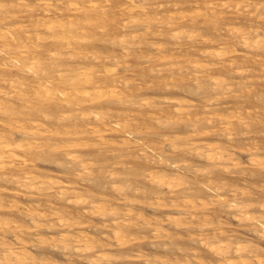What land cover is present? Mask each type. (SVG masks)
Returning <instances> with one entry per match:
<instances>
[{
  "label": "rangeland",
  "instance_id": "obj_1",
  "mask_svg": "<svg viewBox=\"0 0 264 264\" xmlns=\"http://www.w3.org/2000/svg\"><path fill=\"white\" fill-rule=\"evenodd\" d=\"M1 1L2 0H0V7H3L4 9H1L2 12L0 13L1 16L0 18H2L3 17L2 15L4 14L7 20H5L6 22L4 21L3 23V21L0 19L1 20L0 30H2L3 32L5 31L4 33L6 34L8 33V31H15V29L20 30L22 27L31 28L33 24V22H31L32 20L41 19L40 14L42 12L41 10L44 9V6H42L43 8L41 7L43 3L40 0L39 1L27 0L24 5H20L19 0H13V1L4 0L2 2ZM14 1L17 6H15V4H12V2L14 3ZM63 1L64 0L61 1L52 0L51 4L53 3L52 6L54 8L60 7L53 9L55 11L58 9V13L61 12V15L63 14L65 17L64 18L58 17L57 15L59 14L58 13L54 14L55 13L54 11L50 13L49 16L50 19H44L42 23L43 22L51 23L59 20L70 21V19L77 22L78 20V22L84 23V25H86L85 27H88L89 30H91L90 31L91 33L88 34L89 37L87 39V42H85L86 47L82 49L79 56L75 60L48 59L50 60L47 61L48 63L51 64L53 63L52 64V69L54 70L53 74L56 75L57 74L56 71L59 69H68L71 66H78V65L79 67L85 66L84 67L85 69L88 68L96 72H100L102 73L101 76H108L109 74H111L108 77L112 76L116 79V84H115L117 87L116 93H118L120 97L122 96L124 97L125 103H119L114 101V97L110 95V97H108L107 99L100 100V102L96 103V105L92 104L94 105V107L92 105L91 106L87 105L88 103L86 104V106L83 104L82 109H79L78 110L79 112L76 111L73 114L74 117L76 118L78 117V122H80L82 126L88 125L87 123L92 122L93 126L88 127V129H90L91 127L95 128L97 126L101 130L105 129L104 131L107 132V133L105 132L104 137L103 136L91 137L89 139L91 140L89 143L90 146L84 147V149L83 148L69 149L70 152H73L74 154L78 150L76 155H78V153L81 152L78 156L84 158L85 160L86 159L89 161L92 160L93 169L91 168L92 167L91 166L90 174L84 173L83 176L81 177L76 175V173L78 172L77 170L78 167H76V165L78 164L74 163V161L72 160H68V155L65 156L66 154H64L63 149L61 151L59 150L54 151L53 148H47L46 151L48 153L45 154L44 152L46 151H44L42 155L45 156L38 158L39 161L36 159L37 161H35V163L37 165L38 172H42L40 170L41 168L44 172L48 171L52 173L53 176L56 177V179L58 178V180H60L61 182L70 185L72 184L71 185L72 187L74 188L77 187L82 191H84V194L89 196L90 200L92 199V197H94L93 198L94 201L95 200L103 201L104 198L105 199L108 198L106 200L108 201L107 202L108 205H110L111 208H115L113 206H116V210L119 212L120 215L118 214L116 216L110 215L111 217L103 216L106 217L105 219L103 217L100 218V216H94L90 212V206L85 208V206L77 207L78 205H74L73 203H70L71 204L70 205L69 202L67 203V201H64L60 199L58 196H56L54 192L50 193L51 196L48 195L47 192L46 193L44 192L45 193L44 195L43 193H37L36 191L34 192L27 190L21 186L16 185V183L14 184V182L12 183L11 181L8 180L5 181L0 179V193L4 203H6L9 206L18 205L20 206V210L21 209L23 210L25 207L32 206V204L44 206L46 208H48L50 205L54 206L55 204V207L59 206L64 210L67 211L70 210L69 212L72 214L71 217L73 218L80 216V219L83 220L84 222L83 224L84 226H81L82 227L81 229L84 230V233L85 231H87L86 233L90 237L93 236L94 238L96 237L100 240H102L103 238L104 242H106L105 240L108 239V236L111 233V231H109L108 233L109 230L108 227L113 225L116 219L117 220L121 219L120 221H122L123 219H128V216L126 215L131 210L133 214H132V218L129 219V221L134 220L132 222L134 224L136 223V225L138 226L137 228L131 227L128 228L129 230H127L128 231L127 236H129L128 239L131 240L130 241L131 243L129 242L128 245L129 247H127L126 249H118L119 247L117 246V242L115 240L110 239L109 243L111 244V246H108V248L105 247L106 249H104V251L108 255L111 254L113 255L114 253L116 255L121 253V251L122 253H124L123 250L127 254L133 256L135 255L138 256V254H143L146 256V258L148 257V259H151L150 260L151 263L149 264H153L154 262H155L154 264H157L158 262H159L158 264H168V263L177 264L179 262L182 264H186L187 261H190V259L191 261H193L198 256L200 260L203 261V264L205 262H206L205 264H218L217 262L219 258L216 257L213 253L209 252V250L199 240L200 237L206 238L208 236L213 235V233H217L221 230L224 231L226 230L225 231L226 236L227 235L233 236L234 237L233 239L236 241V244L238 241H241L242 244L247 243L246 245H251L254 247L258 246L261 248V251H264V246H263L264 238H261L263 236L261 232L259 234L260 237H258L259 229L261 227V224L259 223L262 222L264 223V199H263L264 198V156H263L264 155V132H263L264 131V124H263L264 123V102H263L264 101V68H263L264 50H262L263 48L257 50L256 48L254 50L249 47L246 48L242 44V42H240L241 38L236 37V35L233 34L232 32L233 30H237V31H248L252 33L253 32L252 30H254L256 27L258 29L261 28V30L264 32V16H263L264 0H227V1L226 0H204V1L203 0H169V1L168 0H147V1L146 0L144 1L143 0H139V1L110 0L109 3H107L108 4L107 7L109 9L105 8V11L107 10L106 14L101 13L102 15H100L99 13H91L89 14L88 17L84 16V14H81L77 17L71 14L72 12H69L66 9V7L70 9L68 4L66 3L67 0L64 1V3ZM210 2L213 3L212 7L214 11H216L213 12L219 15L217 19L214 18L215 19L214 21L213 18L211 17L212 13H209L212 11L211 8L209 7L211 5ZM258 6H260V9ZM131 7H138L142 11L140 13L138 12L139 14L137 12L132 14H129L128 12L123 13L124 8L128 9ZM257 7H258L257 10H261V11L258 12L256 10ZM38 11L40 12L38 13ZM5 12H9L10 15L7 13H6L7 15H5ZM185 12L190 14L187 15L185 14ZM193 12L196 14H194ZM205 12L207 13V15L205 16H208L209 20L207 18H203L201 15L197 16V13L205 14ZM141 13L148 15H142ZM12 14L14 16H11ZM253 14L255 15L253 16ZM257 14H261V15L257 16ZM34 15L37 17H35ZM98 15H100L101 19H98L99 18ZM128 17L132 19H129ZM8 19L11 20L9 21ZM210 19L212 21H210ZM86 20H88L89 22ZM133 20H137V21L134 22ZM165 20L166 23H164L163 25V23L161 22H164ZM132 22L137 23V25L134 23L132 24ZM17 23H19L20 26L21 25L22 26L18 27L19 24L17 25ZM22 23H24V25ZM123 23L128 24L125 25L127 26L125 28H127L129 32H127L128 30L123 27L124 25ZM2 24L5 25L3 26ZM100 24H102L103 26ZM104 25H109L110 27L107 26L106 29ZM116 25L120 28H118ZM214 26L215 29H213ZM99 29L102 30L100 31ZM144 32L145 34H143ZM123 35H125V37H123ZM175 35H177V38H175ZM108 36H110L109 37L110 39L108 38ZM134 36H136V38H134ZM141 36L145 38H142ZM113 37L114 39H112ZM126 37L128 44H122L121 39L124 38L126 39ZM8 38H9V33L5 39ZM141 38L142 40L143 39L144 40L141 41ZM235 41L239 43H236ZM119 44L121 45L119 46ZM127 45L128 48L126 47ZM2 46H3V40L0 39V49ZM48 47L52 49L51 46ZM48 47L47 49L49 50ZM159 47H161V50ZM224 47L230 51L231 49L232 51L235 50L236 51V52L234 51L235 54H233L234 53L233 52L232 54H229L226 58L223 59L222 58L217 59L216 57L214 58V56L213 58H210L211 56L210 57L207 56L205 58L204 56H202V52H205L207 50L215 51L217 49ZM125 51L128 52L126 53ZM128 53H130L131 56ZM1 55L4 54L0 53V61L4 62V60H1V57H3ZM192 56H194V58L199 60L201 65H203L206 68L204 67L202 68L201 65L196 67L195 64L187 63L186 60L189 58H193ZM174 61L177 62L174 63ZM9 68L4 69V71L0 69V72L1 71L4 72L5 77L6 78L8 77L7 78L8 80L10 78L12 80H15L14 79L16 77L15 75L18 74L19 75L22 74L21 76L27 79L28 78L35 79V76L43 75L39 71V69L41 70L42 67L41 66L34 67L35 68L34 69L32 67V64L27 65L22 71H18V74L16 73L17 72L16 70L14 71L11 68L10 69ZM29 68H32L34 71H36V73L34 71L29 72ZM239 69L241 70L242 73L239 71ZM238 71L240 74L238 73ZM11 72L14 73L11 74ZM106 72H109L108 75ZM9 74H11L12 77ZM216 78L218 80L221 79L225 80L224 82H226L228 87L231 88L227 87L229 90L226 88V90H224L225 92L224 91L217 92L214 89L215 86H213L214 79ZM9 85L11 86L12 84L10 82L1 83V87H3L4 89L6 87L10 88ZM9 88L7 89L8 91ZM179 98L183 99L185 103L194 104L195 106H197V108L191 110L192 112L190 111L191 117L187 112L183 114L184 117L182 118L178 117V114L176 112L177 107L171 103L173 102V100ZM130 100H132V102H130ZM207 104L209 106H207ZM95 111L109 113L108 116L110 117L107 116V119H104L103 122L100 124V122L95 121V118H93L94 115L92 113H94ZM193 112H195V115L196 114L198 115L195 116ZM54 116L52 117L53 121L49 122V124L52 126V128H49V130L53 132H55L56 129H59L56 127L62 123V122H57V118L56 117L54 118ZM84 117H86V119ZM227 117L228 119L231 118L230 122H232L230 123L228 129H226L225 126ZM14 119H16V117ZM126 119L127 122H130L132 125H136V127L134 126L131 134L129 133L124 134V132H120V131L111 132L110 134L108 130L117 129L116 128L117 124H121V123L125 124ZM193 120H196L197 122ZM195 122L198 124H196ZM63 123H65L67 126L71 125V121L63 122ZM223 128L225 131L223 130ZM70 130H72V128H70ZM11 138L15 140H21L19 134L18 135L14 134L13 136L11 135ZM53 138L54 139L50 141L51 143L50 146L58 143L63 145L64 143L65 144L67 142L71 143L73 141L72 139H68L66 141L65 139L61 140L62 137L59 136L58 137L54 136ZM125 139H128V141L130 140V142L129 145L123 146L122 142ZM102 140L107 144H103ZM168 140L170 142H168ZM172 140L174 141L173 142L174 145L173 143H171ZM195 142L196 144L200 143L204 145L210 144V146L214 145V147L216 146L222 147L224 145L223 148H227V150L231 153L232 160L211 162L206 160V158L195 156L196 153L192 151L195 150V146H194ZM93 144L96 145V147H93L94 146ZM190 148L192 150H190ZM252 149L253 151H251ZM69 150H67V152ZM49 151L51 153L53 152L54 154L53 153L51 154ZM254 151L257 153V156L255 155L256 153L254 154ZM21 155L25 156L24 152H22ZM52 155L54 156V158ZM51 158L53 160L55 159V161L51 160ZM56 158L59 163L56 162ZM27 159H29V157H27ZM43 159H45L46 161H43ZM48 159H50L51 161ZM78 169H81V167ZM75 170L77 171L75 172ZM92 170L93 171L95 170V172H93ZM170 173L171 175H169ZM91 174L94 175L95 178ZM112 174L115 175L114 178L118 177V180L112 178L111 177ZM85 175H87L88 177L90 175L91 180H89L88 177H84ZM158 175L159 176L168 175L169 177L171 176L174 178L177 177L178 179H176L175 181L177 182L176 185L177 184L178 185L174 189L175 191L170 193V191L167 189L166 186L160 185V183L157 182L158 179L155 180L154 178L155 176ZM92 179L93 180L96 179V180L93 182ZM125 180L127 182H125ZM118 181L120 183H117ZM117 185H120L122 190H118L120 187ZM191 190H193V192ZM242 191L247 195L244 196ZM173 194L176 195L173 196ZM186 195L196 200L197 202L196 210L191 207H188L187 209V207L184 205V202L182 201L181 198H184ZM32 196H34L35 201ZM14 197H16L17 199ZM125 197H128L130 202L131 201L133 202L131 203V205L133 204L132 206H130V203L128 201L124 200ZM158 198L161 200H159ZM173 199L174 201H172ZM157 200H159L160 202H158ZM19 201L21 202V205ZM39 201H41L40 204L38 203ZM171 201L174 202V204L178 207H174L173 206L174 204L172 203L171 205L172 207L170 206L169 209V204H171ZM249 201L252 203V205ZM156 202L160 203V208H159V204ZM162 204H164L165 209H163V207L161 208ZM224 204L225 206L228 204L226 206L227 207L226 209L224 208ZM165 205H167L168 208H166L167 206ZM179 206L180 207L182 206L183 209L180 208ZM238 206L240 207L247 206L245 210L246 213L242 214V212L238 211L237 209ZM184 207L187 210L184 209ZM84 209L87 210L85 211ZM132 209H134V212ZM189 210L192 213H193L192 210L198 212L196 213L194 211L195 214L193 213L194 215H192L190 214L191 212ZM16 212L17 210L14 209L11 210L7 209L6 211H4L5 215L12 214V216H10L9 219L18 220L19 221L18 224H23L25 226L28 225L30 227H33V224L31 223L29 218H27L23 214H19ZM91 214L93 216H91ZM246 217H249L248 219L250 221L248 219L245 220ZM256 218L259 221H256ZM175 221H179L178 223L179 224L181 223V225L183 224V226H180L178 224L176 225ZM222 221L225 222L223 223ZM252 221H255L256 223ZM87 222L89 224L94 222V224L92 223V225H89L87 224ZM161 222H163V224ZM184 223L185 224L187 223V225L185 226ZM251 224H253V227L249 228V226H252ZM258 225H260V227ZM252 228L253 231L258 230L256 231L258 233L254 234L255 232L252 231ZM56 229H55L56 231L41 230L40 233L43 236V238L45 237L52 238V237H56L57 234H58L57 237H59L60 235L66 232V230H63L59 226ZM58 229L59 230L61 229L60 231L62 233L61 232L58 233L59 231ZM81 229L79 230L75 229L76 232L75 230L74 231L71 230L70 233L72 232L73 234H75L79 232ZM105 229L107 230L105 231ZM102 232L103 234H106V236L103 235ZM192 235L195 236L196 238L192 237ZM11 236L12 235H7L5 240L7 242L9 241L8 244L10 243L16 245L17 242L15 237L14 236L11 237ZM25 237H26V241L30 240L29 245L27 243V248H25L27 251L26 250L25 251L28 254L32 253L37 257L40 258L42 257V259H45V262L47 261L46 264L57 263L56 262L57 260L59 264H67L68 262H69L68 264H71V262L72 264L74 263L89 264L88 260L81 254L82 252L77 253L75 251L73 252L64 251L63 249H61L60 246H56L54 243L52 244L49 243L50 246L48 244H41L38 240H35L36 239L35 236L30 237L29 235H26ZM136 237L141 239H138ZM143 238L145 242L144 241L141 242ZM134 239L136 240V242ZM170 239H172L171 241L172 244H170L171 242H169ZM196 239L197 241H195ZM247 239H249L250 241ZM247 241H249V244ZM252 242L253 244H251ZM112 244L115 245L112 246ZM38 246L40 248H38ZM54 247H58V248L55 249ZM148 253L150 254V256ZM194 253L196 254L194 255ZM68 254L71 255V257ZM151 254L153 258H150ZM80 255L81 258L83 257L84 258L80 259ZM159 256L162 257L160 258ZM177 256L181 261L177 260L178 259ZM262 256H264V252L262 253ZM192 257L194 258L192 259ZM261 258L264 260L263 257ZM166 260L167 261L170 260V262H167ZM61 261H63V263ZM122 262H126V261L123 260ZM139 262L140 261L136 262V260L135 261L133 260L132 263L130 264H147L145 263V261L144 262L142 261L140 263ZM120 264L123 263L120 262Z\"/></svg>",
  "mask_w": 264,
  "mask_h": 264
},
{
  "label": "bare ground",
  "instance_id": "obj_2",
  "mask_svg": "<svg viewBox=\"0 0 264 264\" xmlns=\"http://www.w3.org/2000/svg\"><path fill=\"white\" fill-rule=\"evenodd\" d=\"M4 1V0H2ZM1 1V2H2ZM13 1V0H11ZM27 0H19V4L20 5H24L25 2ZM32 1V0H31ZM35 1H39V0H35ZM44 6V9L41 10V19H37V20H32L31 22H33L32 27L30 28H21L20 30L15 29V31H8L9 33V38L5 39L8 36V33H4L2 30H0V39L3 40V46L0 49V53H3L4 55H1L3 57H1V60H4V62L0 61V69H2V71H4V69L6 68H11L12 70H16L17 74L18 71H22L27 65L32 64V67H39L41 66L42 69L39 71L41 72V76H35V79H27L24 78L21 75H15L16 77L14 78L15 80H12L11 78L8 80L5 77L4 72H0V179L5 180V181H11L12 183L14 182V184L16 183V185L21 186L27 190L30 191H36L37 193H43L45 195V193L47 192L48 195H50V193L54 192L56 194V196H58L60 199L67 201V203H73L74 205H78L79 206H85L88 207L90 206V212L94 215V216H100V218H102L103 216H112V215H120L119 212L116 210V206H113L115 208H111L110 205H108V201H106L107 199L104 198L103 201H99V200H95L94 201V197H92V199L90 200L89 196H87L86 194H84V191H82L79 188H74L72 187L70 184L61 182L60 180H58V178L56 179V177L53 176L52 173L48 172H44L41 168L40 170L42 172H38L37 170V165L35 163V161L38 160V158L40 157H44L42 155V153L44 151L47 150V148H53L54 151H61L63 149L64 154H66L65 156L68 155V160H72L74 161V163L78 164L76 165L77 170H78V174L76 173V175H78L79 177L83 176V174L87 173L90 174L91 170L90 167L93 169V162L92 160H85L82 157H79L78 155L81 153L74 154L73 152H70V148H78V149H84V147H88L90 146V141L89 140L91 137H104V134L106 131L101 130L100 128H98L97 126L95 128H90L88 129V127L93 126L92 122L87 123L88 125L82 126V124H80V122H78V117H74V113L76 111H78L79 109H82V105L84 104L86 106L89 105L91 106L92 104H95L100 102V100L102 99H107L108 97H110V95H112L114 97V101L119 102V103H125L124 102V97H120V95H118V93H116V79L112 76L108 77V73L106 72L108 76H101L102 73L100 72H96L92 69H88V68H84V67H79L78 66H71L68 69H59L56 71V75L53 74L54 70L52 69V64L48 63L47 61H50L48 59H71V60H75L80 52L82 51L83 48L86 47L85 42H87L88 39V34H90L91 30H89L88 27H85L86 25H84V23L82 22H77L74 20L67 21V20H59L56 22H49V23H42V21L44 19H50V13L54 12L55 8H60V7H53L51 4L52 0H40ZM59 1V0H57ZM61 1V0H60ZM66 1V0H64ZM63 1V3H64ZM110 0H67L66 3L68 4V6L70 7V9H68L66 7V9L69 12H72L71 14L75 15L76 17L84 14V16L88 17L89 14L91 13H99L100 15L106 14L107 10L105 11V8L107 7V3H109ZM118 1V0H117ZM139 1V0H138ZM144 1V0H143ZM147 1V0H146ZM169 1V0H168ZM204 1V0H203ZM227 1V0H226ZM55 2V1H54ZM254 2V1H252ZM5 3V2H4ZM11 3V2H10ZM59 3V2H58ZM62 3V2H61ZM62 3V4H63ZM106 3V4H105ZM111 3V2H110ZM117 3V2H116ZM207 3V2H206ZM3 4V3H2ZM12 4H15L12 2ZM18 4V3H17ZM32 4V3H31ZM37 4V3H36ZM174 4V3H173ZM209 4V3H208ZM210 8H211V12L212 13L211 17L213 18V21L215 20L214 18H218L219 15H217V13H214L216 11H214L213 9V3L210 2ZM228 4V2H227ZM39 5V4H38ZM64 5V4H63ZM143 5V4H141ZM15 6H17L15 4ZM140 6V5H139ZM20 7V6H18ZM150 7V6H149ZM225 7V6H224ZM247 7V6H246ZM250 7V6H249ZM255 7V6H254ZM260 9V6H258ZM258 7L256 8V10L258 9ZM17 8V7H16ZM15 8V9H16ZM23 8V7H22ZM43 8V7H42ZM41 8V9H42ZM54 8V9H53ZM146 8V7H145ZM173 8V7H172ZM222 8V7H221ZM248 8V7H247ZM1 9H4L3 7H0V13L2 12ZM109 9V8H108ZM137 9V10H136ZM144 9V8H143ZM207 9V8H206ZM19 10V9H17ZM16 10V11H17ZM117 10V9H116ZM136 10V11H135ZM217 10V9H216ZM245 10V9H244ZM6 11V10H5ZM10 11V10H9ZM14 11V10H13ZM25 11V10H24ZM142 10L138 7H131V8H124L123 13H140ZM198 11V10H197ZM203 11V10H202ZM214 11V12H213ZM224 11V10H223ZM258 12L261 10H257ZM12 12V11H11ZM18 12V11H17ZM40 11H38L39 13ZM60 12V11H59ZM111 12V11H110ZM109 12V13H110ZM145 12V11H144ZM187 12V11H186ZM185 14H190V13H186ZM200 12V11H199ZM4 13V12H3ZM10 15L9 12H5V15L7 14ZM13 13V12H12ZM25 13V12H24ZM37 13V14H38ZM58 13V9L55 11L54 14ZM63 13V12H62ZM116 13V12H114ZM113 13V14H114ZM122 13V12H121ZM138 13V14H139ZM194 13V12H193ZM202 13V12H201ZM201 13H197V16L201 15L203 18H207L208 16L207 13L205 12V14H201ZM257 13V12H256ZM255 13V14H256ZM14 14V13H13ZM11 16H14V15ZM33 14V13H32ZM59 15H57L60 18H64L65 16L62 14L61 12L58 13ZM112 14V15H113ZM142 14V13H141ZM196 14V13H194ZM253 14V16L255 15ZM2 15V14H1ZM96 15V14H95ZM94 15V16H95ZM100 15H98V19L100 18ZM142 15H148V14H142ZM192 15V14H191ZM209 15V14H208ZM260 16L261 14H257V16ZM3 17L0 18L3 23L5 20H7V18L4 16V14L2 15ZM10 16V17H11ZM32 16V15H31ZM35 16V15H34ZM127 16V14H126ZM125 16V17H126ZM264 16V15H263ZM1 17V16H0ZM8 17V16H7ZM9 17V18H10ZM26 17V16H25ZM37 17V16H35ZM68 17V16H66ZM93 17V16H92ZM104 17V16H102ZM116 17V16H115ZM118 17V16H117ZM130 17V16H129ZM128 17V18H129ZM133 17V16H131ZM135 17V16H134ZM150 17V16H149ZM148 17V19H149ZM169 17V16H167ZM252 17V14H251ZM250 17V18H251ZM262 17V16H261ZM15 18V17H14ZM71 18V17H69ZM75 18V17H74ZM72 18V19H74ZM97 18V16H96ZM123 18V17H122ZM145 18V17H143ZM171 18V17H170ZM28 19V18H27ZM34 19V18H33ZM78 19V18H77ZM90 19V18H89ZM104 19V18H103ZM132 19V18H129ZM135 19V18H134ZM221 19V18H220ZM261 19V18H260ZM259 19V20H260ZM0 20V21H1ZM9 20V19H8ZM11 20V19H10ZM9 20V21H10ZM25 20V19H24ZM54 20V19H52ZM76 20V19H75ZM92 20V19H91ZM113 20V19H112ZM138 20V19H137ZM137 20H133L134 22H136ZM144 20V19H143ZM156 20V19H155ZM164 20V19H163ZM206 20V19H205ZM209 20V19H208ZM88 21V20H86ZM97 21V20H95ZM106 21V19H105ZM114 21V20H113ZM125 21V20H124ZM139 21V20H138ZM151 21V19H150ZM158 21V20H157ZM210 21H212L210 19ZM6 22V21H5ZM30 22V23H31ZM89 22V21H88ZM87 22V23H88ZM92 22V21H91ZM132 22V24L134 23ZM142 22V20H141ZM193 22V21H192ZM205 22V21H204ZM121 23V22H119ZM166 23V20L164 22ZM19 23H17L18 25ZM24 25V23H22ZM117 24V23H116ZM124 24V23H123ZM127 24V23H126ZM126 24L123 25V27H127L125 26ZM137 25V23H134ZM3 25V24H2ZM1 25V26H2ZM5 25V24H4ZM3 25V26H4ZM8 25V24H6ZM15 25V24H14ZM16 25V26H17ZM102 25V24H100ZM128 25V24H127ZM176 25V24H175ZM20 26V24L18 25V27ZM22 26V25H21ZM20 26V27H21ZM103 26V25H102ZM105 28L109 25H104ZM117 26V25H116ZM208 26V25H207ZM211 26V25H210ZM218 26V25H217ZM14 27V26H12ZM96 27V26H95ZM118 27V26H117ZM220 27V26H219ZM226 27V26H225ZM115 28V27H114ZM120 28V27H118ZM129 28V26H128ZM218 28V27H217ZM230 28V27H229ZM94 29V28H93ZM92 29V30H93ZM104 29V28H103ZM107 29V28H106ZM127 29V28H125ZM215 29V26L214 28ZM11 30V28H10ZM100 30V29H99ZM102 30V29H101ZM100 30V31H101ZM105 30V29H104ZM128 30V29H127ZM228 30V29H227ZM123 31V30H122ZM182 31V30H180ZM184 31V30H183ZM186 31V30H185ZM220 31V30H219ZM232 31V30H231ZM253 34L251 32L248 31H237V30H233V34L236 35V37L241 38L242 44L247 48H251V49H260L263 48L262 50H264V32L260 29H258L257 27L252 30ZM129 32V30L127 31ZM148 32V31H147ZM93 33V32H92ZM112 33V32H111ZM126 33V32H125ZM157 33V32H156ZM183 33V32H182ZM181 33V34H182ZM140 34V33H139ZM145 34V32L143 33ZM141 34V35H143ZM200 34V33H199ZM218 34V33H217ZM238 34V35H237ZM107 35V34H106ZM138 35V34H136ZM178 35V34H177ZM177 35H175V38H177ZM145 36V35H143ZM191 36V35H190ZM196 36V35H195ZM209 36V35H208ZM233 36V35H232ZM231 36V37H232ZM253 36V37H252ZM110 36H108L109 38ZM120 37V36H119ZM123 37H125V35H123ZM142 37V36H141ZM224 37V36H223ZM222 37V38H223ZM122 38V37H121ZM134 38H136V36H134ZM145 38V37H142ZM141 38V41H143ZM192 38V37H191ZM209 38V37H208ZM238 38V39H239ZM110 39V38H109ZM114 39V37L112 38ZM185 39V38H184ZM212 39V38H210ZM230 39V37H229ZM236 39V38H235ZM237 39V40H238ZM120 40V39H119ZM196 40V39H195ZM209 40V39H208ZM234 40V39H233ZM112 41V40H109ZM182 41V40H181ZM206 41V39H205ZM122 44H128L127 41V37L126 39H121ZM131 42V40H130ZM140 42V41H137ZM208 42V41H207ZM205 42V43H207ZM213 42V41H211ZM216 42V41H214ZM219 42V41H218ZM236 43H239L237 41H235ZM88 44V43H87ZM133 44V43H131ZM241 44V45H242ZM2 45V44H1ZM121 44H119L120 46ZM208 45V44H207ZM212 45V44H211ZM225 45V44H223ZM48 46H51L52 49H50ZM88 46V45H87ZM132 46V45H131ZM136 46V45H135ZM139 46V45H138ZM227 46V44H226ZM229 46V45H228ZM235 46V45H234ZM47 47L49 48V50L47 49ZM128 48V45L126 46ZM142 47V46H140ZM230 47V46H229ZM232 47V45H231ZM123 48V46H122ZM121 48V49H122ZM126 48V49H127ZM161 50V47H159ZM242 49V48H241ZM245 49V48H244ZM250 49V50H251ZM125 50V49H124ZM123 50V51H124ZM205 50V49H204ZM163 51V50H162ZM161 51V52H162ZM165 51V50H164ZM176 51V50H175ZM235 51V50H234ZM234 51L227 50V48H220L217 49L215 51H205L202 52V56L207 57V56H211L210 58H214L216 57L217 59L219 58H226L229 54H232ZM126 52V51H125ZM128 52V51H127ZM126 52V53H127ZM131 52V51H130ZM152 52V51H151ZM236 52V51H235ZM235 52L233 54H235ZM159 53V52H157ZM165 53V52H164ZM167 53V52H166ZM239 53V52H238ZM130 55V53H128ZM152 54V53H151ZM161 54V53H159ZM253 54V53H252ZM261 54V53H260ZM123 55V53H122ZM166 55V54H165ZM247 55V54H245ZM255 55V54H254ZM131 56V55H130ZM164 56V55H163ZM191 56V55H190ZM264 56V55H263ZM124 57V56H123ZM127 57V56H126ZM125 57V58H126ZM153 57V56H152ZM155 57V56H154ZM170 57V56H169ZM193 58H189L186 60L187 63L190 64H195L196 67L200 66L201 63L199 62V60H197L196 58H194V56H192ZM246 57V56H245ZM120 58V57H119ZM118 58V59H119ZM163 58V57H162ZM168 58V57H167ZM171 58V57H170ZM203 58V59H204ZM169 59V58H168ZM208 59V58H207ZM221 59V60H222ZM233 59V58H232ZM231 59V60H232ZM95 60V59H94ZM115 60V59H114ZM165 60V59H163ZM235 60V59H234ZM33 61V62H32ZM53 61V60H52ZM217 61V60H216ZM96 62V61H95ZM177 61H174V63ZM215 62V61H214ZM219 62V61H218ZM74 63V62H73ZM236 63V62H235ZM55 64V63H54ZM61 64V63H60ZM59 64V65H60ZM86 64V63H85ZM91 64V63H90ZM121 64V63H120ZM162 64V63H160ZM232 64V63H231ZM89 65V64H88ZM108 65V64H106ZM125 65V64H124ZM212 65V64H211ZM9 66V67H8ZM112 66V65H111ZM202 68L204 67L203 65H201ZM60 67V66H59ZM87 67V66H86ZM132 67V66H131ZM9 68V69H10ZM206 68V67H204ZM227 68V67H226ZM242 68V67H241ZM264 68V67H263ZM35 69V68H34ZM104 69V68H103ZM196 69V68H195ZM6 71V70H5ZM34 71L32 68H29V72ZM103 71V70H102ZM239 71L241 72V70L239 69ZM238 71V73H239ZM243 71V70H242ZM245 71V70H244ZM250 71V70H249ZM26 72V71H25ZM28 72V73H29ZM36 73V71H34ZM104 72V71H103ZM126 72V71H125ZM14 72H11V74ZM22 73V72H21ZM177 73V72H176ZM231 73V72H230ZM242 73V72H241ZM11 74H9L11 76ZM24 74V73H23ZM180 74V73H179ZM202 74V73H201ZM240 74V73H239ZM244 74V73H243ZM37 75V74H36ZM105 75V74H104ZM156 75V74H155ZM227 75V74H226ZM252 75V74H251ZM8 76V75H7ZM12 77V76H11ZM18 77V78H17ZM242 78V77H241ZM221 79V78H220ZM31 80V81H30ZM234 80V79H233ZM225 80H218L217 78L214 79V84L213 86L214 89L218 92L220 91H224L226 90V88L228 87V85L226 84V82H224ZM10 82L12 85L9 88V91L7 90L8 88L6 87L5 89L3 87H1V83H7ZM202 82V81H201ZM229 82V80H228ZM237 82V81H236ZM251 82V81H249ZM36 84V85H35ZM205 85V84H204ZM246 85V84H245ZM249 85V84H248ZM247 85V86H248ZM5 86V84H4ZM232 86V85H231ZM234 86V85H233ZM231 88V87H228ZM227 88V89H228ZM250 89V88H249ZM149 90V89H148ZM229 90V89H228ZM225 92V91H224ZM175 93V92H174ZM148 94V93H147ZM208 95V94H207ZM221 95V93H220ZM228 95V94H227ZM183 96V95H182ZM219 96V95H218ZM137 97V96H136ZM180 97V96H179ZM196 97V96H195ZM200 97V96H199ZM202 97V96H201ZM206 97V95H205ZM249 97V96H248ZM241 98V97H240ZM241 100V99H240ZM259 100V99H258ZM263 100V99H262ZM152 101V100H151ZM168 101V100H167ZM249 101V100H248ZM129 102V100H128ZM130 102H132V100H130ZM187 102V101H186ZM244 102V101H243ZM264 102V101H263ZM248 103V102H247ZM259 103V102H258ZM171 104H174L177 107V114L179 118L184 117L183 114L185 112H187L190 114V111L194 108H197V106H195L194 104H188L185 103V101L183 99H175L173 100V102ZM243 104V103H242ZM262 104V103H261ZM105 105V104H104ZM114 105V104H113ZM148 105V104H147ZM94 107V105H92ZM207 106H209L207 104ZM241 107V106H240ZM224 108V107H223ZM227 108V107H226ZM229 108V107H228ZM239 108V107H238ZM243 109V108H242ZM244 110V109H243ZM59 111V112H58ZM231 111V110H230ZM79 112V111H78ZM163 112V111H162ZM192 112V111H191ZM86 113V112H85ZM84 113V114H85ZM88 113V112H87ZM91 113V112H90ZM197 113V112H196ZM94 115L93 118H95V121L100 122V124L103 122L104 119H107V116L109 115V113H104V112H94L92 113ZM193 114L195 115V112H193ZM55 115V116H54ZM86 115V114H85ZM88 115V114H87ZM193 115V116H194ZM198 115V114H196ZM195 115V116H196ZM54 116V118H57V122H62L59 126H55L56 129L55 132L49 130V128H52V126L49 124L50 121H53L52 117ZM188 116V115H187ZM16 117V119L14 118ZM110 117V116H108ZM177 117V120H178ZM191 117V116H190ZM86 119V117H84ZM88 118V116H87ZM126 118V117H125ZM124 118V119H125ZM230 118V117H229ZM90 119V118H89ZM123 119V117H122ZM129 119V118H127ZM126 119V123L125 124H117L116 128L117 129H111L108 130L111 134V132H115V131H120V132H124V134H131V132L133 131L134 126L136 127V125H132L130 122H127ZM185 119V118H184ZM190 119V118H189ZM231 119V118H230ZM230 119L226 120V129L229 128L230 123ZM249 119V118H248ZM83 120V119H82ZM131 120V119H130ZM152 120V119H151ZM223 120V118H222ZM241 120V119H240ZM71 121V125H66L63 122H70ZM85 121V120H84ZM83 121V122H84ZM120 121V120H119ZM118 121V122H119ZM196 121V120H193ZM197 122V121H196ZM195 122V123H196ZM120 123V122H119ZM222 123V122H221ZM240 123V122H239ZM95 124V123H94ZM97 124V123H96ZM99 124V125H100ZM105 124V123H104ZM112 124V123H111ZM116 124V122H115ZM184 124V123H183ZM198 124V123H196ZM254 124V123H253ZM262 124V123H261ZM264 124V123H263ZM110 125V124H109ZM185 125V124H184ZM222 125V124H221ZM197 126V125H196ZM54 127V128H55ZM187 127V126H186ZM62 128V129H61ZM70 128H72V130H70ZM225 128V127H224ZM223 128V130H224ZM256 129V128H255ZM142 130V129H141ZM225 131V130H224ZM255 131V130H254ZM259 131V130H258ZM176 132V131H175ZM186 132V131H185ZM191 132V131H190ZM264 132V131H263ZM57 133V134H56ZM107 133V132H106ZM139 133V132H136ZM182 133V132H181ZM210 133V132H209ZM14 134L18 135L21 137V140H15L13 138H11V135L13 136ZM134 134V133H133ZM188 134V133H187ZM251 134V133H250ZM245 135V134H244ZM54 136H59L62 137L61 140H68V139H72L73 141L71 143L67 142L66 144L64 143L63 145H61L60 143L58 144H53L52 146H50V141H52L54 138ZM168 136V135H167ZM141 137V136H140ZM200 137V136H199ZM125 138V137H124ZM218 138V137H217ZM57 139V138H55ZM173 139V138H172ZM224 139V138H223ZM238 139V137H237ZM246 139V138H245ZM234 140V139H233ZM242 140V139H241ZM247 140V139H246ZM255 140V139H254ZM108 141V140H107ZM203 141V140H201ZM222 141V140H221ZM250 141V140H249ZM103 142V140H102ZM111 142V141H110ZM130 140L128 141V139H125L122 142V145H129ZM168 142H170L168 140ZM174 141L172 140L171 143H173ZM113 143V142H112ZM111 143V144H112ZM147 143V142H146ZM176 143V141H175ZM208 143V142H207ZM215 143V142H214ZM236 143V142H235ZM103 144H107L105 142H103ZM115 144V142H114ZM113 144V145H114ZM226 144V142H225ZM94 145V144H93ZM92 145V146H93ZM172 145V144H171ZM174 145V143H173ZM217 145V144H216ZM221 145V144H220ZM223 145V144H222ZM110 146V145H108ZM195 150H192L190 148V150L194 151L196 153L195 156L201 157V158H206V160L211 161V162H221V161H230L232 160V156L231 153L227 150V148H223L224 145L222 147L220 146H210V144L208 145H204V144H196L195 142ZM93 147H96V145H94ZM174 147V146H173ZM176 147V146H175ZM90 148V147H89ZM235 148V147H234ZM233 148V149H234ZM257 148V147H256ZM87 149V148H85ZM181 149V148H180ZM42 150V151H39ZM67 150H69L67 152ZM261 150V149H260ZM168 151V150H167ZM249 151V150H248ZM253 151V149L251 150ZM24 152L25 156L21 155V153ZM41 152V153H40ZM50 152V151H49ZM61 152V153H63ZM241 152V151H240ZM259 152V151H258ZM45 154L48 153L47 151L44 152ZM51 153V152H50ZM49 153V155H50ZM53 153V152H52ZM51 153V154H52ZM56 153V152H55ZM60 153V154H61ZM145 153V152H144ZM250 153V152H249ZM256 152L254 151V154ZM260 153V152H259ZM54 154V153H53ZM101 154V153H100ZM262 154V153H261ZM48 155V154H47ZM249 155V154H248ZM257 156V153L255 154ZM254 155V156H255ZM53 156V155H52ZM178 156V155H177ZM264 156V155H263ZM27 157H29V159H27ZM63 157V156H62ZM156 157V156H155ZM160 157V156H159ZM182 157V156H181ZM54 158V156H53ZM58 158V157H57ZM56 158V162L57 161ZM153 158V157H152ZM257 158V157H256ZM37 159V160H36ZM47 159V158H46ZM135 159V158H134ZM263 159V158H262ZM50 160V159H48ZM47 160V161H48ZM51 160H53L51 158ZM50 160V161H51ZM62 160V159H61ZM39 161V160H38ZM43 161H46L45 159H43ZM55 161V159L53 160ZM71 161V162H72ZM201 161V160H200ZM92 162V163H91ZM161 162V161H160ZM59 163V162H58ZM62 163V162H61ZM210 164V163H209ZM176 165V164H175ZM60 166V165H59ZM39 168V167H38ZM162 169V168H161ZM75 170V172L77 171ZM82 171V173H81ZM93 171V170H92ZM165 171V170H164ZM175 171V170H174ZM95 172V170L93 171ZM178 172V171H177ZM263 172V171H262ZM145 173V172H144ZM205 173V172H204ZM261 173V172H260ZM165 174V173H164ZM92 175V174H91ZM171 175V173L169 174ZM194 175V174H193ZM57 176V175H56ZM94 177V175H92ZM114 174L111 175L112 178H114ZM159 176V175H158ZM155 176V180H157L158 183H160V185L162 186H166L167 189L170 191V193H172L173 191H175L174 189L177 187L176 185V179H178L177 177H169L168 175H160L159 177ZM176 176V175H175ZM59 177V176H58ZM84 177H88L87 175H85ZM89 180L90 179V175H89ZM95 178V177H94ZM127 178V176H126ZM125 178V179H126ZM61 179V178H60ZM116 180H118L117 178H114ZM130 179V178H129ZM210 179V178H209ZM96 180V179H95ZM95 180L92 179V181L94 182ZM124 180V179H123ZM127 180V179H126ZM125 180V182H127ZM4 181V182H5ZM91 181V182H92ZM104 181V180H103ZM130 181V180H129ZM128 181V182H129ZM3 182V181H1ZM156 182V181H155ZM117 183H120L119 181ZM81 185V184H79ZM15 186V185H14ZM83 186V185H82ZM86 186V185H85ZM114 186V184H113ZM116 186V183H115ZM120 187V185H117ZM80 187V186H79ZM5 188V187H4ZM116 188V187H115ZM162 188V187H161ZM193 188V187H192ZM191 188V189H192ZM250 188V187H249ZM11 189V188H10ZM118 189V188H117ZM194 189V188H193ZM118 190H122V188L120 187ZM195 190V189H194ZM229 190V189H228ZM242 190V189H241ZM244 190V189H243ZM247 190V189H245ZM6 191V190H5ZM14 191V190H13ZM22 191V190H21ZM20 191V192H21ZM177 191V190H176ZM193 192V190H191ZM19 192V190H18ZM45 192V193H44ZM86 192V191H85ZM88 192V191H87ZM184 192V191H182ZM195 192V191H194ZM245 192V191H244ZM247 192V191H246ZM3 193V192H2ZM98 193V192H97ZM180 193V191H179ZM243 193V191H242ZM241 193V195H242ZM16 194V193H15ZM25 194V192H24ZM100 194V193H99ZM102 194V193H101ZM159 194V193H158ZM184 194V193H183ZM191 194V193H190ZM236 194V193H235ZM249 194V193H248ZM8 195V194H7ZM28 195V194H27ZM30 195V194H29ZM32 195V194H31ZM39 195V194H38ZM42 195V194H41ZM89 195V194H88ZM104 195V194H103ZM162 195V194H161ZM176 194H173V196ZM181 195V194H180ZM243 195H247L246 193H243ZM262 195V194H261ZM16 196V195H13ZM51 196V195H50ZM10 197V195H9ZM25 197V196H24ZM31 197V196H29ZM34 199V196H32ZM41 197V196H40ZM44 197V196H43ZM178 197V196H176ZM13 198V197H12ZM16 198V197H14ZM42 198V197H41ZM46 198V197H45ZM262 198V197H261ZM17 199V198H16ZM29 199V198H28ZM56 199V197H55ZM159 199V198H158ZM182 201L184 202V205L187 207H191L193 209L196 210L197 207V202L194 198L189 197L188 195H186L184 198H181ZM247 199V198H245ZM259 199V198H258ZM264 199V198H263ZM19 200V199H18ZM126 201H128L130 203H133L132 201H129L128 197H125ZM161 200V199H159ZM159 200H157L158 202H160ZM250 200V199H249ZM255 200V199H254ZM25 201V200H24ZM33 201V200H32ZM35 201V199H34ZM58 201V200H57ZM125 201V202H126ZM174 201V199L172 200ZM171 201V204H169V209L170 206L172 205V203L174 204V202ZM180 201V199H179ZM251 201V200H250ZM249 201V202H250ZM23 202V201H22ZM49 202V201H48ZM47 202V203H48ZM51 202V201H50ZM63 202V201H62ZM113 202V201H112ZM111 202V203H112ZM156 202V203H158ZM214 202V201H213ZM244 202V201H243ZM248 202V203H249ZM20 205L21 202L19 201ZM25 203V202H24ZM39 204L41 203V201L38 202ZM46 203V204H47ZM164 203V202H163ZM251 203V202H250ZM12 204V202H11ZM32 204V203H31ZM44 204V203H43ZM49 204V203H48ZM51 204V203H50ZM159 204V208H160V203ZM168 204V203H166ZM30 205V204H29ZM45 205V204H44ZM57 205V204H56ZM62 205V204H61ZM71 205V204H70ZM115 205V204H114ZM181 205V204H179ZM228 205V204H227ZM226 205V206H227ZM235 205V204H233ZM245 205V204H244ZM252 205V203H251ZM24 206V205H23ZM27 206V205H26ZM46 206V205H45ZM126 206V205H125ZM142 206V205H141ZM167 206V205H165ZM174 207H178L175 204L173 205ZM224 204V208L226 209L227 207ZM237 206V205H236ZM25 207V206H24ZM44 206H40V205H33L32 206H28L25 207L23 210H20V206L18 205H7L6 203H4L3 198L1 197V193H0V264H46L45 259H42V257H37L34 254H28L25 248H27V243L29 245V241H26V235L31 236H35L36 239L38 240L41 244H48L49 243H54L56 246H60L61 249H63L64 251H70V252H82L81 254L88 260L89 264H130L132 263V261L136 260L140 261V262H144L149 264L151 263V259H148V257L146 258L145 255L143 254H138V256H133L130 254H127L124 250L122 253L116 254L115 253L112 255H108L105 253L104 249L108 248V246H111V244L109 243V240H115L117 242V246L119 247L118 249H126L127 247H129V242L131 241L130 239H128L129 236H127V233L129 230L128 228L131 227H136L138 225H136V223L134 224L132 221H129V219L132 218V212L130 210V212L126 215L128 216V219H123L122 221L117 220L114 221L113 225L109 226V231H111L110 235L108 236V239H106L104 242L103 238L102 240L98 239V238H93L90 237L89 235H87V231L81 229V226H84V222L83 220L80 219L79 217H71V213L67 210H64L63 208L55 207L50 205L48 208L44 207ZM63 207V206H62ZM67 207V206H66ZM65 207V208H66ZM127 207V206H126ZM164 208V204L161 205V208ZM172 207V206H171ZM180 207V206H179ZM23 208V207H22ZM143 208V207H142ZM158 208V207H157ZM168 208V206L166 207ZM182 208V206L180 207ZM229 208V207H228ZM247 206H238L237 209L238 211L242 212V214H245V210H246ZM7 209L11 210H17L16 213L19 214H23L24 216H26L27 218L30 219L31 223L33 224V227L30 226H25L23 224H18L19 221L18 220H13V219H9L10 216H12V214L9 215H5L4 211H6ZM74 209V208H73ZM177 209V208H176ZM183 209V208H182ZM184 209H186L184 207ZM186 209V210H187ZM79 210V208H78ZM85 211L87 209H84ZM134 212V209H132ZM195 210H192L193 213ZM199 210V209H198ZM128 211V210H126ZM169 211V210H168ZM175 211V209H174ZM185 211V210H184ZM190 211V210H189ZM188 211V212H189ZM236 211V210H235ZM76 212V211H75ZM173 212V210H172ZM191 212V211H190ZM196 212V211H195ZM198 212V211H197ZM196 212V213H197ZM223 212V211H222ZM225 212V211H224ZM248 212V211H247ZM14 213V212H13ZM77 213V212H76ZM192 212L190 214L194 215ZM238 213V212H237ZM236 213V215H237ZM250 213V212H249ZM255 213V212H254ZM75 214V213H74ZM79 214V213H78ZM91 214V216H93ZM126 214V213H125ZM226 214V213H225ZM83 215V214H82ZM86 215V213H85ZM172 215V214H171ZM188 215V214H187ZM20 216V215H19ZM110 216V217H111ZM134 216V215H133ZM170 216V215H169ZM227 216V215H226ZM241 216V214H240ZM249 216V215H248ZM135 217V216H134ZM99 218V217H98ZM104 219L106 217H103ZM161 218V217H160ZM192 218V217H191ZM249 217H246V219H248ZM251 218V217H250ZM255 218V217H254ZM103 219V220H104ZM193 219V218H192ZM259 219V218H258ZM115 220V219H113ZM161 220V219H158ZM249 220V219H248ZM27 221V220H26ZM101 221V220H100ZM111 221V220H110ZM157 221V220H156ZM219 221V220H218ZM250 221V220H249ZM256 221L257 220L256 218ZM262 221V220H261ZM28 222V221H27ZM113 222V221H112ZM160 222V221H159ZM174 222V221H171ZM169 222V223H171ZM179 221H175L176 225H180L183 226V224L181 225V223H178ZM223 222V221H222ZM225 222V221H224ZM223 222V223H224ZM255 222V221H252ZM29 223V222H28ZM94 224V222H92ZM89 224L87 222V224ZM103 223V222H102ZM163 224V222H161ZM174 223V225H175ZM189 223V222H187ZM187 223L185 224V226L187 225ZM220 223V222H219ZM221 223V224H223ZM240 223V220H239ZM256 223V222H255ZM254 223V225H255ZM30 224V223H29ZM86 224V225H87ZM191 224V223H190ZM214 224V223H213ZM220 224V225H221ZM261 224L258 225L260 227L259 229V233L256 231H252L255 232L254 234L258 233V237L260 232L262 233V237L264 238V223H259ZM31 225V224H30ZM104 225V224H103ZM107 225V224H106ZM193 225V224H192ZM196 225V224H195ZM208 225V223H207ZM206 225V226H207ZM211 225V224H210ZM219 225V224H218ZM250 225V224H249ZM253 227V224H251ZM257 225V224H256ZM62 228L63 230H66V232L62 235H60L59 237L58 234L56 237H52V238H48L45 237L43 238V236L41 235V230H55L57 227ZM95 226V225H94ZM161 226V225H160ZM191 226V225H190ZM222 226V225H221ZM88 227V226H86ZM91 227V226H90ZM96 227V226H95ZM104 227V226H103ZM163 227V226H162ZM199 227V226H198ZM201 227V226H200ZM209 227V226H208ZM218 227V226H216ZM215 227V228H216ZM226 227V226H225ZM258 227V228H259ZM144 228V227H143ZM142 228V229H143ZM187 228V227H186ZM190 228V227H189ZM207 228V227H206ZM214 228V229H215ZM220 228V227H219ZM256 228V226H255ZM254 228V230H255ZM83 230V231H79L75 234H73L72 232L70 233V231H74V230ZM211 229V228H210ZM223 229V228H221ZM219 229V230H221ZM57 230V229H56ZM55 230V231H56ZM59 230V229H58ZM61 230V229H60ZM58 231L61 232V231ZM75 230V232H76ZM94 230V229H92ZM100 230V229H99ZM107 229H105L106 231ZM189 230V229H188ZM243 230V229H242ZM104 231V232H105ZM180 231V230H179ZM184 231V230H183ZM226 231V230H225ZM224 230H221L217 233H213V235L208 236L206 238H201L200 237V242H202V244H204V246L209 250V252L213 253L216 257L219 258L218 260V264H264V260L261 258L264 256H262V253L264 251H261L260 247H254L251 245H246L242 244L241 241H238L236 244V241L233 239V236L227 235L226 236V232ZM251 231V230H250ZM251 231V232H252ZM54 232V231H53ZM91 232V231H90ZM130 232V231H129ZM181 232V231H180ZM242 232V231H241ZM43 233V232H42ZM57 233V232H56ZM55 233V234H56ZM62 233V232H61ZM89 233V232H88ZM93 233V232H92ZM107 233V232H106ZM156 233V232H154ZM175 233V232H174ZM229 233V232H228ZM44 234V233H43ZM91 234V233H90ZM94 234V233H93ZM98 234V233H97ZM103 234V232H102ZM171 234V233H170ZM208 234V233H206ZM205 234V235H206ZM7 235H12L15 237L17 244L13 245V244H8V242L5 240ZM49 235V234H48ZM51 235V233H50ZM54 235V234H53ZM96 235V234H95ZM106 236V234H103ZM102 235V236H103ZM160 235V234H159ZM11 236V237H12ZM47 236V235H46ZM104 236V237H105ZM173 236V235H172ZM191 236V234H190ZM204 236V235H203ZM239 236V235H238ZM244 236V235H243ZM28 237V236H27ZM164 237V236H162ZM167 237V236H166ZM175 237V236H174ZM173 237V238H174ZM192 237H195L192 235ZM199 237V236H198ZM9 238V237H8ZM7 238V239H8ZM48 238V239H46ZM138 238V237H136ZM146 238V237H145ZM190 238V237H189ZM196 238V237H195ZM237 238V237H236ZM260 238V239H261ZM105 239V238H104ZM141 239V238H138ZM155 239V238H154ZM194 239V238H193ZM135 240V239H134ZM167 240V239H166ZM238 240V239H236ZM243 240V239H241ZM249 240V239H247ZM144 241V238L142 239L141 242ZM172 239L169 240V242H171ZM197 241V239L195 240ZM250 241V240H249ZM249 241L248 244H249ZM254 241V240H252ZM33 242V241H32ZM136 242V240H135ZM139 242V241H137ZM145 242V241H144ZM159 242V241H158ZM168 242V241H167ZM257 242V241H256ZM263 242V241H262ZM131 243V242H130ZM156 243V242H154ZM161 243V242H160ZM159 243V244H160ZM145 244V243H144ZM158 244V245H159ZM162 244V243H161ZM166 244V243H165ZM164 244V245H165ZM172 244V242L170 243ZM193 244V243H192ZM253 244V242L251 243ZM255 244V243H254ZM34 245V244H31ZM54 245V246H55ZM115 245V244H114ZM112 244V246H114ZM257 245V244H256ZM263 245V244H262ZM47 246V245H45ZM50 246V245H49ZM157 246V245H155ZM161 246V245H160ZM260 246V245H259ZM264 246V245H263ZM43 247V245H42ZM106 247V248H105ZM35 248V246H34ZM37 248V247H36ZM38 248H40L38 246ZM45 248V247H44ZM53 248V247H51ZM55 249L58 247H54ZM111 248V247H109ZM114 248V247H112ZM140 248V247H139ZM32 249V247H31ZM30 249V250H31ZM43 249V248H42ZM41 249V250H42ZM181 249V248H180ZM26 250V251H25ZM60 250V249H59ZM98 250V251H97ZM179 250V249H178ZM34 251V250H33ZM36 251V250H35ZM140 251V249H139ZM195 251V250H194ZM30 252V251H28ZM62 252V251H61ZM179 252V251H178ZM197 252V250H196ZM37 253V252H36ZM44 253V252H43ZM67 253V252H66ZM126 253V254H125ZM261 253V254H260ZM135 254V253H134ZM149 254V253H148ZM147 254V255H148ZM196 253H194L195 255ZM65 255V254H64ZM67 255V254H66ZM69 255V254H68ZM73 255V254H72ZM79 255V254H78ZM193 255V254H191ZM44 256V255H43ZM55 256V255H54ZM71 257V255H69ZM150 256V254H149ZM184 256V255H183ZM198 256V255H197ZM201 256V255H200ZM205 256V255H204ZM67 257V256H66ZM83 257V258H84ZM160 258L162 256H159ZM178 257V256H177ZM182 257V256H181ZM189 257V256H187ZM65 258V257H64ZM68 258V257H67ZM79 258V257H78ZM81 258L80 255V259ZM152 254H151V257ZM156 258V257H154ZM183 258V257H182ZM194 257H192L193 259ZM70 259V258H69ZM85 259V260H86ZM126 259V260H125ZM187 259V258H186ZM190 259V258H189ZM203 259V258H202ZM206 259V258H204ZM56 260V259H54ZM126 261V262H122V261ZM157 260V259H156ZM163 260V259H162ZM178 261L180 260L179 257L177 259ZM49 261V260H48ZM71 261V260H70ZM120 261V262H118ZM155 261V260H153ZM152 261V262H153ZM158 261V260H157ZM156 261V262H157ZM167 261V260H166ZM181 261V260H180ZM58 263V260L56 261ZM63 263V261H61ZM75 262V261H74ZM80 262V261H79ZM86 262V261H85ZM84 262V263H85ZM139 262V263H140ZM161 262V261H160ZM167 262H170V260H168ZM172 262V261H171ZM205 262V261H204ZM57 263H53V264H57ZM65 263V262H64ZM69 263V262H68ZM67 263V264H68ZM155 263V262H154ZM153 263V264H154ZM159 263V262H158ZM157 263V264H158ZM162 263V262H161ZM173 263V262H172ZM185 263V262H184ZM206 263V262H205ZM204 263V264H205ZM59 264V263H58ZM72 264V262H71ZM75 264V263H74ZM169 264V263H168ZM177 264H182V263H177ZM186 264H203V261L200 260L199 256L195 258V260L191 261H187Z\"/></svg>",
  "mask_w": 264,
  "mask_h": 264
}]
</instances>
